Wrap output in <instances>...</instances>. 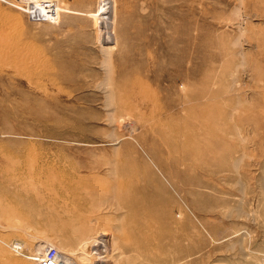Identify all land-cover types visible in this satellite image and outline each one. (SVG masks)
Returning a JSON list of instances; mask_svg holds the SVG:
<instances>
[{
	"label": "rangeland",
	"instance_id": "374dc122",
	"mask_svg": "<svg viewBox=\"0 0 264 264\" xmlns=\"http://www.w3.org/2000/svg\"><path fill=\"white\" fill-rule=\"evenodd\" d=\"M11 241L264 264V0H0V264H38Z\"/></svg>",
	"mask_w": 264,
	"mask_h": 264
},
{
	"label": "built area",
	"instance_id": "2783aa9c",
	"mask_svg": "<svg viewBox=\"0 0 264 264\" xmlns=\"http://www.w3.org/2000/svg\"><path fill=\"white\" fill-rule=\"evenodd\" d=\"M43 2V1H42ZM55 4L54 2H43L42 7L36 8V11L33 10L32 14L35 18H44L47 16H52L56 14V10L54 7H49L51 5ZM53 10L52 14H48L47 10ZM37 14V15H35ZM57 15V14H56ZM55 17V16H53ZM8 247L16 254L23 256L29 260H33L37 262L38 264H66L61 258H59V255L56 254V251L49 252L48 250H45L44 253L39 254L38 252L32 254L29 251L26 250L25 245L19 241H11L8 243Z\"/></svg>",
	"mask_w": 264,
	"mask_h": 264
},
{
	"label": "bare ground",
	"instance_id": "6f19581e",
	"mask_svg": "<svg viewBox=\"0 0 264 264\" xmlns=\"http://www.w3.org/2000/svg\"><path fill=\"white\" fill-rule=\"evenodd\" d=\"M30 1H32V0H30ZM50 2H52V1H50ZM37 5H40L39 3H38V1H37ZM51 6H57V4H53V5H51ZM40 7H42V6H40ZM39 8V7H38ZM55 10H57L56 8H55ZM37 12V11H36ZM50 79V78H49ZM55 86V85H54ZM24 175V174H23ZM16 177V176H15ZM26 177V176H25ZM32 179V178H31ZM60 189H61V191H60V193H62L63 195H67L68 193H70L71 192V190H69V189H67V188H65V187H63V186H60ZM34 193V192H33ZM59 193V194H60ZM60 196V195H59ZM62 196V195H61ZM69 198V197H68ZM64 199H65V197H64ZM55 202V201H54ZM66 210V209H65Z\"/></svg>",
	"mask_w": 264,
	"mask_h": 264
}]
</instances>
